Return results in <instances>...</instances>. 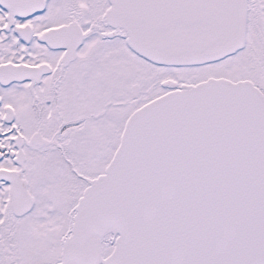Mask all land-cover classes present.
Wrapping results in <instances>:
<instances>
[{
	"label": "snow or ice",
	"instance_id": "snow-or-ice-1",
	"mask_svg": "<svg viewBox=\"0 0 264 264\" xmlns=\"http://www.w3.org/2000/svg\"><path fill=\"white\" fill-rule=\"evenodd\" d=\"M0 264H264V0H0Z\"/></svg>",
	"mask_w": 264,
	"mask_h": 264
}]
</instances>
